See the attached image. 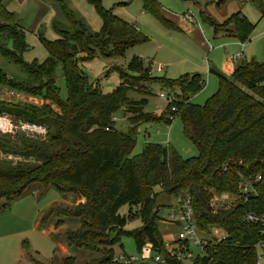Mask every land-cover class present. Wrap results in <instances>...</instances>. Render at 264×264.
Returning a JSON list of instances; mask_svg holds the SVG:
<instances>
[{
	"label": "trees",
	"instance_id": "trees-1",
	"mask_svg": "<svg viewBox=\"0 0 264 264\" xmlns=\"http://www.w3.org/2000/svg\"><path fill=\"white\" fill-rule=\"evenodd\" d=\"M226 1L218 0L217 4ZM248 1L264 18V2ZM90 2L101 20L100 31L90 34L72 20L73 30H57V40L40 38L48 58L30 64L21 58L26 50L23 34L10 25L13 16L0 2V33L7 32L14 43V50L0 45V55L26 74L25 81L13 82L0 72V87L49 103L38 106L0 101V114L14 123L45 129L44 136L0 134V201L9 207L33 184L74 195L78 204L73 210L52 208L41 225L48 224L51 217L58 219L55 228L64 219L79 220L80 227L68 231L65 242L69 248L100 254L89 264H120L113 261V247L122 248V235L133 238L138 252L149 243L166 264H181L161 238L154 204L159 194L188 196L198 229L205 235L214 230L224 234L221 239L207 241L202 257L194 264H257V245L264 242V226L247 223L244 216L253 213L264 217V61L242 62L231 66L227 75L218 74V90L202 106L191 102L203 88L199 74H185L176 80L153 77L151 68H143L137 57H132L125 69L114 68L119 84L104 94L98 80L87 83L81 64L92 60L96 52L105 58L121 57L148 38L116 17L112 9L103 8L99 0ZM141 2L145 13L167 27H176L163 17L156 0ZM204 21L215 36L233 38L241 44L249 40L255 27L240 13L223 24L206 17ZM57 64L64 96L54 79ZM152 84L173 96L159 116L143 112L145 97L133 101L127 96L129 91L147 95ZM118 111L129 115L126 133L115 128ZM174 117L180 119L184 136L197 149L195 158L183 159L173 148L159 144H145L137 157H130L141 124H170ZM214 194L236 199L229 206L214 209ZM124 206L129 207L126 216L119 214ZM134 219L142 222V228L125 233L124 227ZM21 247L27 259L36 261L26 241ZM61 264H75V259L66 257Z\"/></svg>",
	"mask_w": 264,
	"mask_h": 264
},
{
	"label": "rangeland",
	"instance_id": "rangeland-1",
	"mask_svg": "<svg viewBox=\"0 0 264 264\" xmlns=\"http://www.w3.org/2000/svg\"><path fill=\"white\" fill-rule=\"evenodd\" d=\"M99 1L103 8L112 9L116 17L134 25L148 38V42L126 50L121 57L105 58L96 52L92 60L81 64L87 83L92 85L98 80L104 94L112 92L119 84L114 68L125 69L132 57H137L143 68L148 66L151 68L153 77L176 80L185 74H199L203 80V88L192 96L191 102L202 106L217 92V75H224L223 67L227 60L231 61L233 57L241 55L237 62H230L233 66L250 60L264 61V18H261L258 7L248 0H228L221 4H217L218 0H197L196 3L181 0H156L162 7L163 17L173 23L175 28L167 27L154 15L145 13L141 0ZM0 2L13 16V23L10 25L23 34L26 50L21 53V58L26 64L41 63L47 59L48 53L40 38L47 41L57 40L59 38L57 30H73L72 20L82 24L90 34L97 33L101 29V20L90 0H0ZM63 7L67 9V12ZM235 13H240L250 24L255 25L249 40L243 44L236 39L215 36L211 26L204 21L206 17L218 24H223ZM185 15L193 16L195 22L185 23L182 20ZM0 45L14 50L13 40L7 32L0 33ZM0 72L6 76V79L13 82L26 80V74L22 68L1 55ZM54 79L64 96L65 88L59 64L55 68ZM8 92L13 94L9 95ZM148 92L143 96L141 93L129 91L127 96L133 101H139L145 97L147 105L143 108V112L159 116L167 105V101L160 98V94L168 98L172 96V93L157 84H152ZM0 101L25 102L38 106L48 103L41 98L19 94L7 87H0ZM128 117L129 115L122 111L115 113V128L119 132L128 131ZM32 134L45 135L35 132ZM145 144L169 146L183 159L195 158L198 155L195 146L184 136L181 121L176 117L171 119L170 124L164 122L141 124L137 128L135 147L130 157H137ZM235 199L232 195L214 194L212 205L214 209H218L229 206ZM76 200L74 195L60 194L51 187L33 184L20 198L13 200L9 207H5L3 201L0 204V264H61L64 258L70 256L75 259V264H89L99 259L98 253L66 246L65 235L68 231H74L80 227L79 220L64 219V223L55 228L58 219L51 217L48 224L41 225V219L50 209L73 210ZM174 204L175 197L162 194L157 196L154 204L160 218L157 223L158 231L164 243H167L166 249L173 253L184 250L177 241L179 229L175 224L165 223L162 219L168 213L169 206ZM135 211L136 209L132 208V212ZM128 212V206L119 210V214L123 216H126ZM142 226L140 220L134 219L127 223L124 232H134ZM216 237L221 239L224 234L219 231ZM23 241L27 242L29 252L36 260L35 263L25 256L21 247ZM120 244L122 248L113 247L114 256L123 254L128 258H140L141 253L136 250L132 237L122 235ZM190 251L194 256L198 254L196 247L191 248ZM257 252V264H264V255L259 250ZM153 255L154 253H151L150 257ZM142 264L161 263L151 259Z\"/></svg>",
	"mask_w": 264,
	"mask_h": 264
},
{
	"label": "built area",
	"instance_id": "built-area-1",
	"mask_svg": "<svg viewBox=\"0 0 264 264\" xmlns=\"http://www.w3.org/2000/svg\"><path fill=\"white\" fill-rule=\"evenodd\" d=\"M184 20L189 23L195 22L194 17L191 15H185ZM239 58H241V55L233 57L231 61L233 63L237 62ZM8 93L9 95L13 94L12 92ZM160 98L165 99L167 104L171 103L173 100V96L165 98L163 94H160ZM16 132H24L28 134L35 132L36 134H45V129L29 124L17 125L9 116L0 114V134L13 135ZM244 190H246V188ZM162 220L168 224H175L179 229L177 241L181 244L184 250L175 252L173 255L180 260L181 264H194L198 257H202L204 245L207 244V241L215 238L218 239L216 235L219 233V230H214L210 235H205L198 229L194 220L190 198L188 196L175 198V204L169 206L168 213ZM244 220L247 223L264 226V217L253 213H246ZM166 245L167 243H165V246ZM194 247L198 248V254L196 256L190 251L191 248ZM257 250L264 255V242L257 245ZM140 253L141 256L139 259L133 257L128 258L127 256L120 254L119 256H113V261L120 264H142L146 260L153 259L156 263L166 264L164 257L161 254L154 252L152 245L149 243H146L143 246ZM151 253H154L153 257H150Z\"/></svg>",
	"mask_w": 264,
	"mask_h": 264
},
{
	"label": "crops",
	"instance_id": "crops-1",
	"mask_svg": "<svg viewBox=\"0 0 264 264\" xmlns=\"http://www.w3.org/2000/svg\"><path fill=\"white\" fill-rule=\"evenodd\" d=\"M182 20H183L185 23H187V21L184 20V17L182 18ZM188 23H189V22H188ZM191 24H192V23H191ZM232 39H233V38H231V40H232ZM234 40H235V39H234ZM231 66H233V65H231V63H230L229 60H227V61L225 62V64H224V67H223V73H224V75H227V71L230 70V69H232ZM2 203H3V200L0 201V204H2ZM77 204H78V200L74 201V205L76 206ZM64 251L67 252V249L64 248Z\"/></svg>",
	"mask_w": 264,
	"mask_h": 264
}]
</instances>
